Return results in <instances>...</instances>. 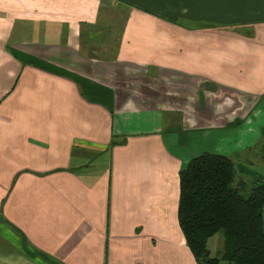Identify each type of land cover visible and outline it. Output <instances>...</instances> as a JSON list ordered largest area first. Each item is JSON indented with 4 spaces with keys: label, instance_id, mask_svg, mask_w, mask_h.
Here are the masks:
<instances>
[{
    "label": "crops",
    "instance_id": "1",
    "mask_svg": "<svg viewBox=\"0 0 264 264\" xmlns=\"http://www.w3.org/2000/svg\"><path fill=\"white\" fill-rule=\"evenodd\" d=\"M114 1L0 0V264H198L179 172L264 135V0Z\"/></svg>",
    "mask_w": 264,
    "mask_h": 264
},
{
    "label": "trees",
    "instance_id": "2",
    "mask_svg": "<svg viewBox=\"0 0 264 264\" xmlns=\"http://www.w3.org/2000/svg\"><path fill=\"white\" fill-rule=\"evenodd\" d=\"M235 172L231 158L211 152L179 172L177 220L198 264H264V180L242 193ZM219 231L223 252L210 257L207 241Z\"/></svg>",
    "mask_w": 264,
    "mask_h": 264
},
{
    "label": "rangeland",
    "instance_id": "3",
    "mask_svg": "<svg viewBox=\"0 0 264 264\" xmlns=\"http://www.w3.org/2000/svg\"><path fill=\"white\" fill-rule=\"evenodd\" d=\"M122 4H125L122 2ZM100 18L99 23L95 25L92 30H89V32L93 35H97L100 33H104L106 35H111L110 41L114 40V36L118 35L120 33L121 24L124 12L127 8H124L123 5H121L120 2L114 1V0H101V6H100ZM117 18V19H116ZM109 42V41H107ZM109 42L106 43V47L109 49L108 54H112L113 52V43ZM100 44V43H99ZM91 51V50H90ZM107 54V56H108ZM141 70V71H140ZM137 73H141L142 77H144V73L142 72V69H137ZM261 109L264 111V105H262ZM261 109L259 110L261 112ZM258 112V113H260ZM245 128L248 126L250 127L248 123L245 124ZM253 129L257 130L259 125L251 126ZM261 130V128H260ZM246 139L244 137L239 136L238 138H235V141H238L233 144L232 147H235L237 143H242ZM258 140V138H248V142L252 145ZM255 146V147H254ZM252 146L251 149L244 150L241 153H230V151H220L218 154L226 155L229 158L232 159L234 166H235V180L233 182V186L238 187L239 190L242 193H248L250 187H252L254 184H258L264 180V135L259 139V143L257 145ZM228 149V148H223ZM228 154V155H227ZM241 182L244 183L243 188L241 187ZM214 237V238H213ZM212 237L211 240H208L207 242V248L210 252V257H218L219 252L222 250L223 246V233L220 231L217 234H215ZM217 239L219 240V244H214L217 242ZM218 264H225L224 261H219Z\"/></svg>",
    "mask_w": 264,
    "mask_h": 264
}]
</instances>
